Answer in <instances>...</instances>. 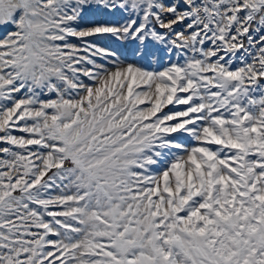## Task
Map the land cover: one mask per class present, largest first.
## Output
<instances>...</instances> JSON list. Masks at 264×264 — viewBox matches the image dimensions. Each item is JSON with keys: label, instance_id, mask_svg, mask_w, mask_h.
<instances>
[{"label": "snow or ice", "instance_id": "6c2138e0", "mask_svg": "<svg viewBox=\"0 0 264 264\" xmlns=\"http://www.w3.org/2000/svg\"><path fill=\"white\" fill-rule=\"evenodd\" d=\"M0 264H264V0H0Z\"/></svg>", "mask_w": 264, "mask_h": 264}]
</instances>
